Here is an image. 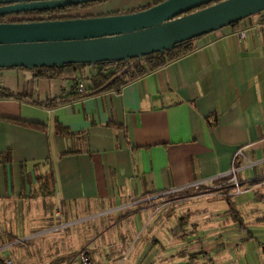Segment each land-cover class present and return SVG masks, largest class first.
I'll use <instances>...</instances> for the list:
<instances>
[{
  "label": "crops",
  "instance_id": "crops-1",
  "mask_svg": "<svg viewBox=\"0 0 264 264\" xmlns=\"http://www.w3.org/2000/svg\"><path fill=\"white\" fill-rule=\"evenodd\" d=\"M158 1L105 0L91 6L90 16ZM258 20L255 14L197 38L196 50L120 91L54 108L0 98V153L12 151L11 161L0 163V199L28 198L23 187L29 192L37 175L49 170L50 157L56 177L51 197L64 203L119 208L134 197L185 193L171 217L141 221L137 213L128 243L110 251L106 264H264V35L255 29ZM243 29L248 34L240 39ZM0 86L45 101L70 93L75 82L1 68ZM212 113L215 126L207 121ZM56 120L78 135L57 138ZM240 147L242 192L235 187L230 194L245 231L232 219L222 189L193 192L226 175ZM62 150L80 152L60 157Z\"/></svg>",
  "mask_w": 264,
  "mask_h": 264
},
{
  "label": "water",
  "instance_id": "water-1",
  "mask_svg": "<svg viewBox=\"0 0 264 264\" xmlns=\"http://www.w3.org/2000/svg\"><path fill=\"white\" fill-rule=\"evenodd\" d=\"M89 1L94 0H0V15ZM262 10L264 0H161L127 13L0 22V69L142 58Z\"/></svg>",
  "mask_w": 264,
  "mask_h": 264
},
{
  "label": "rangeland",
  "instance_id": "rangeland-1",
  "mask_svg": "<svg viewBox=\"0 0 264 264\" xmlns=\"http://www.w3.org/2000/svg\"><path fill=\"white\" fill-rule=\"evenodd\" d=\"M81 8L72 15H90ZM228 182V181H227ZM220 189V184L211 186ZM182 194L159 196L112 208L101 203H64L53 197L0 199V258L5 264H106L105 256L125 246L137 227L136 214L148 217L175 215ZM2 264V263H1Z\"/></svg>",
  "mask_w": 264,
  "mask_h": 264
},
{
  "label": "trees",
  "instance_id": "trees-1",
  "mask_svg": "<svg viewBox=\"0 0 264 264\" xmlns=\"http://www.w3.org/2000/svg\"><path fill=\"white\" fill-rule=\"evenodd\" d=\"M105 0H94L89 2H82L79 4H72L61 6L57 8H49L43 10H33L27 12H19L7 15H0V22H24L33 20H53V19H69L75 18L82 15H72L71 13L81 8H88L93 5L99 4ZM146 7H140L137 9L129 11H118L111 14L127 13L132 11H138L145 9ZM196 10V9H195ZM90 16L84 15L83 17ZM239 22L234 23L233 25ZM196 39H188L186 41L178 43L173 48L163 51L155 52L146 55L142 58H134L128 60L120 61H103L96 64H66L61 67H41L34 68V76L37 78H59L60 80H72L75 82L74 89L70 93H63L57 97L47 99L45 101H39L34 99L30 95H24L19 92H14L10 89L0 86V98L10 97V98H20L28 101L29 103L40 105L46 108H54L58 105L74 101L77 99H82L87 96L96 95L108 91H120L126 84L137 80L144 75L159 69L170 62H173L197 49ZM86 79L88 85L84 91H79L77 84ZM211 118H215L214 122ZM207 121L210 126H215L216 124V113H212L207 116ZM17 123L34 127L37 129H46V126L42 123L23 121L21 119L16 120ZM113 124V123H109ZM115 125V124H113ZM78 133L72 131L67 126L63 125L61 122L56 120L55 122V136L57 138L65 136H77ZM78 153L80 151L74 150H62L59 156L62 157L71 153ZM12 158L11 149H7L0 153V163L10 162ZM49 163V170L45 174H38L36 177V182L29 188V192L25 187L21 193L22 196L28 198L37 197H49L56 194V177L54 172L53 160L49 157L46 160ZM228 177L216 179L214 182L220 184V189H222L225 199L229 204V211L231 213L232 219L239 225L240 229L245 231L246 225L243 217L238 210L236 203L232 199L230 190L236 187L233 182H227ZM194 193H199L204 190H212L209 186H200L199 188H193ZM252 238V235L248 236ZM90 259V258H89ZM1 263L5 264L1 259Z\"/></svg>",
  "mask_w": 264,
  "mask_h": 264
},
{
  "label": "built area",
  "instance_id": "built-area-1",
  "mask_svg": "<svg viewBox=\"0 0 264 264\" xmlns=\"http://www.w3.org/2000/svg\"><path fill=\"white\" fill-rule=\"evenodd\" d=\"M259 15V20H258V23L255 25V29L260 31L261 33H263L264 35V10H262L260 13H258ZM247 34H248V30L247 29H243V30H240L238 31V37L240 39H245L247 37ZM88 85V81L86 79H83L81 80L78 84H77V88L79 91H84L86 89ZM243 156V150L242 148H238L234 154H233V160H232V167L231 169L229 170V172L222 176V177H219V178H215V179H211L210 181H207V182H201L199 184L196 185V189L199 188L200 186H213L215 184V180L216 179H220V178H225V177H228L229 180L228 182H233L236 184V187H237V190L238 192H242L241 189H240V180H239V177H238V166H237V161ZM90 259L86 256H84L82 258V264H90Z\"/></svg>",
  "mask_w": 264,
  "mask_h": 264
}]
</instances>
